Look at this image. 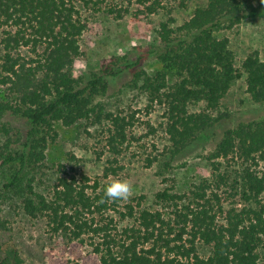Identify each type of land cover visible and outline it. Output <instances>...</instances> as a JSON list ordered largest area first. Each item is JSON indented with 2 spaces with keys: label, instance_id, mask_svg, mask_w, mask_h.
<instances>
[{
  "label": "trees",
  "instance_id": "1",
  "mask_svg": "<svg viewBox=\"0 0 264 264\" xmlns=\"http://www.w3.org/2000/svg\"><path fill=\"white\" fill-rule=\"evenodd\" d=\"M105 1L83 0L96 11ZM136 2L144 14L164 7V0ZM106 6L119 17L129 10ZM259 15L264 9L251 0H205L178 26L173 17L162 21L155 41L136 58L115 55L99 70L76 77L75 58L89 28L76 1L0 0V264H31L3 240L10 229L3 204L16 194L28 216L45 220L68 244L70 257L53 256L51 264H264V118L226 129L207 156L211 176L187 191H158L155 208L143 204L144 196L108 200L104 189L110 180L68 170L64 163L48 191L38 190L36 176H28L31 166L45 164L57 124L83 119L108 126L114 158L105 177L123 169L117 156L129 141L135 113L109 110L99 100L121 75H129L150 104L165 106L174 157L195 148L226 116L213 111L244 72L252 99L264 104L260 52H250L239 68L230 39L219 35ZM148 57L162 67L149 73ZM200 103L202 109H192ZM15 119L28 122L25 135L17 134ZM232 162L241 166L240 181ZM201 245L208 246L206 254Z\"/></svg>",
  "mask_w": 264,
  "mask_h": 264
},
{
  "label": "rangeland",
  "instance_id": "2",
  "mask_svg": "<svg viewBox=\"0 0 264 264\" xmlns=\"http://www.w3.org/2000/svg\"><path fill=\"white\" fill-rule=\"evenodd\" d=\"M75 1L83 18L89 23L81 39L82 52L75 58L73 66L76 77L87 71L99 70L103 63L115 55L129 54L136 58L141 47L155 41L156 30L162 21L173 17V25L178 26L191 17L198 5L205 3V0H164L163 8L155 13L144 14L140 10L144 6L136 0H132V3L130 0H106L103 10L98 11L84 5L83 0ZM251 1L264 9V0ZM107 4L129 10L123 11L124 16L119 17L117 12L107 11ZM2 28L0 25V32ZM219 35L230 39L239 68H242L244 59L254 50H258L264 59V15L247 18L230 28H223ZM144 66L149 73L162 67L154 57L146 58ZM99 100L109 110L127 115L135 113L133 124L129 127V141L117 156L123 169L116 175L105 177V168L114 158L107 144V125L94 124L85 119L72 126L58 123L57 136L48 147L45 164L41 167L31 166L28 173V176H36L38 190H49L55 181L58 164L64 163L68 170L87 173L103 181L127 179L134 187V195L126 201H137L140 196H144L143 204L155 208L158 191L166 187H173L180 192L187 191L201 179L211 176L213 164L207 156L226 129L236 126L240 121L264 118V104L252 99L244 72L223 98L220 107L213 111L217 117L226 116L218 119L203 139L194 145L195 148L174 157L173 145L166 131L165 106L150 104L143 89L130 83L129 75L116 78ZM203 107L204 104L200 103L192 109ZM13 123L16 132L23 135L29 129L28 122L22 119H15ZM73 155L75 158H72ZM231 168L240 181V164L233 163ZM18 195L3 204V214L10 221V229L3 236L5 247L17 248L31 264H51L53 256H62L63 253L68 257L69 253L64 249L68 244L64 238L51 233L45 220L28 216L20 206L21 198ZM200 250L206 254L208 246L201 245Z\"/></svg>",
  "mask_w": 264,
  "mask_h": 264
},
{
  "label": "clouds",
  "instance_id": "3",
  "mask_svg": "<svg viewBox=\"0 0 264 264\" xmlns=\"http://www.w3.org/2000/svg\"><path fill=\"white\" fill-rule=\"evenodd\" d=\"M104 195L111 201H126L134 195V187L127 179H110L104 189Z\"/></svg>",
  "mask_w": 264,
  "mask_h": 264
}]
</instances>
